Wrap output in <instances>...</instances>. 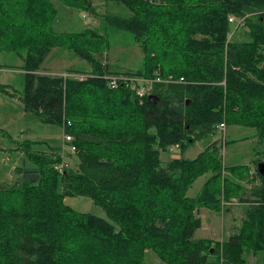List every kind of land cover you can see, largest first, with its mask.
<instances>
[{
	"label": "trees",
	"instance_id": "obj_1",
	"mask_svg": "<svg viewBox=\"0 0 264 264\" xmlns=\"http://www.w3.org/2000/svg\"><path fill=\"white\" fill-rule=\"evenodd\" d=\"M59 1L94 12L91 0ZM103 1L126 7L127 17L104 20L129 32L142 52L141 67L123 74L186 83H155L152 100L124 84L111 88L104 76L121 73L96 57L109 48L106 35L55 31L51 0H0V53L21 61L24 110L62 127L77 148L74 168L64 173L53 167L61 161L58 149L41 150L39 141L0 149V156L21 155L15 179L0 181V264H146L147 249L163 264H247L245 252L264 251L257 167L260 183L236 231L223 241L194 238L201 226L196 209L242 201L243 182L253 176L248 166L224 165L216 140L194 158L182 153L221 122L264 138V0ZM230 15L243 18L248 40L229 38ZM54 47L87 60L90 71L82 78L37 73ZM79 72L85 73L68 70ZM9 89L0 84V92L13 95ZM173 145L180 156L163 164L161 152ZM207 173L200 191L188 196ZM66 195L90 198L108 219L74 210Z\"/></svg>",
	"mask_w": 264,
	"mask_h": 264
},
{
	"label": "rangeland",
	"instance_id": "obj_2",
	"mask_svg": "<svg viewBox=\"0 0 264 264\" xmlns=\"http://www.w3.org/2000/svg\"><path fill=\"white\" fill-rule=\"evenodd\" d=\"M51 2L57 9L53 24L55 31L77 32L84 28L92 29L97 33L106 35L105 37L109 40V48L103 54L96 55V57L102 63H107L112 71L122 73L135 71L141 67L142 52L133 36L127 31L111 27L104 20L107 15L127 17L129 12L126 7L114 2L91 0L94 10L92 13L88 10L66 7L59 0H51ZM229 38L236 41L248 40L247 28L240 26L236 29V25L231 24ZM0 64L8 66L0 67L4 68L0 69V84L8 86L14 92L21 93L24 78L23 73L18 71V65L21 64L20 59L13 53H0ZM89 67L91 68V64L87 60L76 56L71 50L63 47H54V51L50 53L41 68L53 71L59 76L74 75L75 77H81L90 71H86ZM68 68L80 69V71L85 73H68ZM40 126L38 118L33 112L21 110L14 100L5 97L0 92V149L14 148L15 145L13 143L22 141V138L27 140V128H30L33 132L41 133ZM48 128L54 135L49 141L51 147L61 148L63 144V129L60 127L58 129L55 124L49 125ZM215 140L219 147V156L224 165L248 166L250 168V176H253L250 181L243 182L242 201L237 198H231L218 211L208 207L196 209V215L201 219V226L196 229L193 237L223 241L236 231L240 225V221L248 207V203L245 200L253 197L254 190L259 186L260 180L256 177L254 169L258 162H264V138L257 137L254 129L249 127L230 125L226 126L224 132L215 131L212 135L194 143H189L182 156L194 158L205 145ZM42 149H47V147L43 146ZM180 154V150L175 147L173 151L167 149L161 152L160 158L164 164L167 160L178 157ZM20 158L19 152L3 151L0 156V181L12 182L15 179L16 176L12 169L19 163ZM65 161L69 164L67 169H73L76 155H67ZM207 176L208 173L197 178L188 189L187 195L192 197L200 191ZM60 190L63 192V188L61 189L60 187ZM64 202L78 212L91 213L108 219L104 210L88 197L66 195ZM244 256L247 264H264V251H260L256 255H253L252 252H245ZM144 261L146 264H163L157 255L149 249L145 251Z\"/></svg>",
	"mask_w": 264,
	"mask_h": 264
},
{
	"label": "built area",
	"instance_id": "obj_3",
	"mask_svg": "<svg viewBox=\"0 0 264 264\" xmlns=\"http://www.w3.org/2000/svg\"><path fill=\"white\" fill-rule=\"evenodd\" d=\"M228 21L232 24L236 25V29L240 26H244L243 18H237L235 16L230 15L228 17ZM74 76V75H73ZM77 77V76H76ZM84 76H81L82 78ZM107 79V84L111 88L117 87L119 84H124L128 86L139 98H143L148 94H153L154 85L158 82L163 83H171V82H178V83H186L184 79L181 77L179 79H175L172 76H168L166 79H161L160 77H144L139 75H127V74H109L104 76ZM70 122H67L69 124ZM62 128V127H61ZM63 129V128H62ZM226 129V125L221 122L216 126V131L224 132ZM62 147L58 148L56 154L60 156L61 161L56 162L53 167L59 172L64 173L67 170L69 164L65 161V157L69 154H75L77 151L76 145L73 143V137L70 134H67L63 130V137H62ZM178 148L177 145L170 146L168 149L173 151L174 148ZM206 264V263H205ZM218 264H224L220 261Z\"/></svg>",
	"mask_w": 264,
	"mask_h": 264
},
{
	"label": "crops",
	"instance_id": "obj_4",
	"mask_svg": "<svg viewBox=\"0 0 264 264\" xmlns=\"http://www.w3.org/2000/svg\"><path fill=\"white\" fill-rule=\"evenodd\" d=\"M52 51H54V48L51 50V52L50 53H52ZM50 53L48 54V56L46 57V59H48V57L50 56ZM46 59H45V61H46ZM44 61V62H45ZM43 62V63H44ZM19 66V65H18ZM41 67H42V65H41ZM0 69H4V68H0ZM69 69V68H68ZM70 70V69H69ZM75 70H80V69H75ZM88 70H90V67L86 70V71H88ZM18 71H20V72H22L23 73V71L21 70V69H18ZM37 73H39V74H48V75H58L57 73H55V72H53V71H48V69H42V68H40L38 71H37ZM9 91L10 92H13L11 89H9ZM2 93V92H1ZM3 95H5V97H7V98H9V99H12V100H14L15 102H16V104L18 105V107H20L21 108V110H23V111H25L24 110V108H23V104H22V102H21V100L19 99V95H20V93H17V92H14V94L13 95H8V94H5V93H2ZM25 113V112H24ZM37 117V116H36ZM38 118V117H37ZM38 122L40 123V129H41V133H36V132H33V131H31V129L30 128H27V130H28V133H27V135H26V139L27 140H39V141H41L42 143L40 144V145H38L37 146V148H39V149H41V150H50V149H53L54 147H51V145H50V143H49V141L51 140V138H52V136H54L53 135V132L50 130V128H48V126L49 125H51V124H47V123H43V122H41L40 120H39V118H38ZM58 126V125H57ZM60 126H58V129H60L59 128ZM52 132V133H51ZM24 138H22V140H23ZM13 145H15L14 143H13ZM43 146H46L47 147V149H42V147ZM11 148H13V147H11ZM231 235V234H230ZM229 235V236H230ZM254 255V254H253Z\"/></svg>",
	"mask_w": 264,
	"mask_h": 264
},
{
	"label": "water",
	"instance_id": "obj_5",
	"mask_svg": "<svg viewBox=\"0 0 264 264\" xmlns=\"http://www.w3.org/2000/svg\"><path fill=\"white\" fill-rule=\"evenodd\" d=\"M147 98H148V100H152L155 98V95L154 94H148ZM186 104H188V102H186ZM256 167H257L258 173L262 176V178L264 180V162H258Z\"/></svg>",
	"mask_w": 264,
	"mask_h": 264
}]
</instances>
